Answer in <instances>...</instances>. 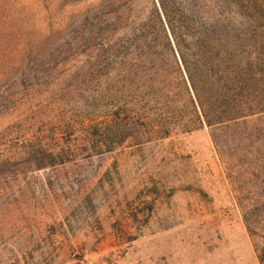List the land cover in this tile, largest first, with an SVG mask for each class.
<instances>
[{
	"label": "rangeland",
	"instance_id": "374dc122",
	"mask_svg": "<svg viewBox=\"0 0 264 264\" xmlns=\"http://www.w3.org/2000/svg\"><path fill=\"white\" fill-rule=\"evenodd\" d=\"M111 1L0 0V264H264V115L168 136L119 119Z\"/></svg>",
	"mask_w": 264,
	"mask_h": 264
},
{
	"label": "trees",
	"instance_id": "16d2710c",
	"mask_svg": "<svg viewBox=\"0 0 264 264\" xmlns=\"http://www.w3.org/2000/svg\"><path fill=\"white\" fill-rule=\"evenodd\" d=\"M112 4L96 21V38L119 119L168 136L190 128L193 117L220 128L264 115V29L251 31L245 18L259 0ZM245 221L254 230L248 213ZM260 252L264 263V245Z\"/></svg>",
	"mask_w": 264,
	"mask_h": 264
}]
</instances>
